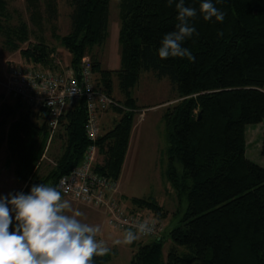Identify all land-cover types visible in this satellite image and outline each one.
I'll return each instance as SVG.
<instances>
[{
    "label": "trees",
    "instance_id": "16d2710c",
    "mask_svg": "<svg viewBox=\"0 0 264 264\" xmlns=\"http://www.w3.org/2000/svg\"><path fill=\"white\" fill-rule=\"evenodd\" d=\"M11 1L0 0V34L6 45L20 50L34 67L58 69L61 62L63 73L65 66L56 60V48L45 38L47 23L52 35L57 34L58 0H25L34 28L23 19L13 24ZM67 1L72 7V26L61 42L72 56L69 68L79 78L81 63L89 58L96 90L113 100L100 117L110 111L118 117L96 141L100 154L97 171L102 176L114 184L120 178L136 113L142 108L132 95L142 73L154 71L159 78L168 77L180 98L165 112L167 176L181 205L175 213L178 223L162 238L132 243L138 247L131 264H264V167L248 157L246 139L248 125L264 122V0H211L225 13L223 22L214 17L203 19L200 5L204 0H185V6L197 9L190 24L198 35L194 33L183 43L195 56L194 62L158 56L163 36L175 30V3L119 0L122 68L118 71L103 69L92 53L108 37L111 0ZM32 35L35 42H31ZM25 43L29 44L23 48ZM114 77L121 99L113 95ZM8 96L12 102L0 106V151L5 145L6 164L12 166L21 184L19 192L29 194L33 185L42 183L58 187L60 178L82 163L92 144L86 132L85 101L62 115L54 138L60 141L61 152L42 174L50 133L48 113ZM261 153L264 155V135ZM131 201L159 219L168 217L154 197H132ZM185 202L187 207L180 213ZM12 216L10 230L16 224L14 213ZM167 238L173 245L164 257ZM111 259L110 252L94 257L93 264H109Z\"/></svg>",
    "mask_w": 264,
    "mask_h": 264
},
{
    "label": "rangeland",
    "instance_id": "374dc122",
    "mask_svg": "<svg viewBox=\"0 0 264 264\" xmlns=\"http://www.w3.org/2000/svg\"><path fill=\"white\" fill-rule=\"evenodd\" d=\"M9 8L13 24H18L19 20L23 19L28 22L30 28H34L30 22V13L27 10L25 0H13L10 2ZM71 14L72 7L68 4V1L58 0V17L54 20V24L57 25L58 29L57 34L55 36L52 35L51 25L48 23L45 32L47 43L56 48V60L62 61L65 68L70 67L69 63L72 56L62 45L61 37L71 31ZM121 26L120 2L119 0H111L108 37L101 46H96L92 50V53L96 54L103 69L118 71L122 68ZM35 41L36 39L32 35L31 42ZM28 44L25 43L22 47L26 48ZM14 65L33 66L26 61L20 50H11L6 45L5 37L0 34V96L2 95L0 97V106L4 101L12 102V99L8 96L9 94H7L5 84L10 68ZM113 95L118 99L122 98L117 77L113 79ZM132 95L136 99L137 105L142 108L136 113L127 159L125 160L120 178L116 184L113 183L115 188L108 194L112 202L106 200L104 203H86L74 200L68 196H62L64 200L70 203L73 211L82 213V216L78 217V219L84 223L99 225L101 227V232L98 234L97 239L104 240L111 248L112 259L109 264H131V258L138 247H134L133 244H113V241L123 238V233L126 229H119L110 223L112 209L109 206L111 204H117L119 208H124L130 212H141V215L144 217L156 218L161 230L160 238L163 237L165 231L178 223L175 213L181 208L177 197V190L168 180L167 176L169 154L167 123L165 119V112L168 106H173V104L177 103L180 100L179 95L168 77L159 78L154 71H144L142 73L138 84L133 89ZM117 118L114 112L111 111L108 113V117H100V133H105L111 129L115 125ZM8 126L6 124L4 131L7 130ZM56 134L51 138L49 133L48 142L51 138V148L49 151V148L47 150L46 147L47 155L45 154L44 157L45 160L41 169L42 174L48 171L49 165L55 163L56 157L61 152L60 141H54ZM263 135L264 122L251 124L246 127L247 155L251 160L264 167V155L261 153ZM6 156V147L3 145L0 151V196H7L8 193H17L21 189V184L14 176L12 166L9 167L6 164ZM96 157H99V162L100 154L97 153ZM177 166L182 171V165L177 163ZM132 197L156 198L167 210L168 217L159 219L149 210L137 209L132 204ZM186 207L187 203L185 202L180 213ZM67 214L71 215L72 213ZM151 240L149 237L141 236L137 241L144 243ZM172 245L171 239L167 238L164 244V257L167 256Z\"/></svg>",
    "mask_w": 264,
    "mask_h": 264
},
{
    "label": "clouds",
    "instance_id": "9594fccd",
    "mask_svg": "<svg viewBox=\"0 0 264 264\" xmlns=\"http://www.w3.org/2000/svg\"><path fill=\"white\" fill-rule=\"evenodd\" d=\"M167 2L169 6L175 3L177 23L174 31L163 36L158 56L161 59L187 58L194 62L195 56L183 43L194 33L198 35L190 24L197 9L185 6V0ZM200 13L205 21L213 17L219 22L225 19V13L211 0L201 3ZM13 213L16 224L14 230H10ZM80 216L82 213L73 211L56 186L42 183L33 185L29 194L17 192L0 196V264H93L94 257L109 254L111 248L104 240L97 239L101 227L82 222L78 219ZM156 223L155 219L137 222L113 244L130 245L141 236L151 235Z\"/></svg>",
    "mask_w": 264,
    "mask_h": 264
},
{
    "label": "built area",
    "instance_id": "2783aa9c",
    "mask_svg": "<svg viewBox=\"0 0 264 264\" xmlns=\"http://www.w3.org/2000/svg\"><path fill=\"white\" fill-rule=\"evenodd\" d=\"M60 66L61 62H59L58 69L14 65L10 68L5 84L7 94L21 98L35 108H44L48 113L47 120L51 138L57 132L61 117L67 109L85 101L88 113L86 132L92 144L83 162L69 174L60 178L58 188L65 196L77 201L104 203L109 200L112 202L108 194L115 187L107 177L97 171L96 141L100 136L99 113L107 110L113 100L103 91L96 90L93 66L89 58L83 59L79 78L75 76L74 68L63 67L65 71L62 73ZM50 141L47 143V150ZM109 208L112 209L110 223L123 230L145 219H155L157 223L154 233L143 237H149L152 240L160 238L161 230L156 218L144 217L141 212L127 211L119 208L117 204H111Z\"/></svg>",
    "mask_w": 264,
    "mask_h": 264
},
{
    "label": "crops",
    "instance_id": "0c3cea01",
    "mask_svg": "<svg viewBox=\"0 0 264 264\" xmlns=\"http://www.w3.org/2000/svg\"><path fill=\"white\" fill-rule=\"evenodd\" d=\"M103 117H108V114L103 115ZM126 159H127V156H126Z\"/></svg>",
    "mask_w": 264,
    "mask_h": 264
},
{
    "label": "water",
    "instance_id": "95a60500",
    "mask_svg": "<svg viewBox=\"0 0 264 264\" xmlns=\"http://www.w3.org/2000/svg\"><path fill=\"white\" fill-rule=\"evenodd\" d=\"M255 13H257V10H255ZM200 114H201V112H200Z\"/></svg>",
    "mask_w": 264,
    "mask_h": 264
},
{
    "label": "bare ground",
    "instance_id": "6f19581e",
    "mask_svg": "<svg viewBox=\"0 0 264 264\" xmlns=\"http://www.w3.org/2000/svg\"><path fill=\"white\" fill-rule=\"evenodd\" d=\"M79 74V73H78ZM98 90V89H97Z\"/></svg>",
    "mask_w": 264,
    "mask_h": 264
}]
</instances>
